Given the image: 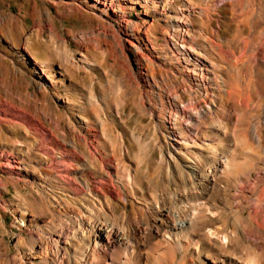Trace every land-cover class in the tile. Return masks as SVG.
<instances>
[{"label": "bare ground", "instance_id": "6f19581e", "mask_svg": "<svg viewBox=\"0 0 264 264\" xmlns=\"http://www.w3.org/2000/svg\"><path fill=\"white\" fill-rule=\"evenodd\" d=\"M177 1V9L170 11L159 7L161 2L170 6L167 0H93L96 9L101 4L100 17L108 21L100 28L112 34L114 27L121 32L118 18L123 9L141 10L137 22L126 21L120 43L101 33L109 36L115 53L136 65L133 77L141 81L143 92L137 93L135 103L140 113L156 117L151 141L166 173H181V167L190 180L187 176V180H112L115 172L96 170L94 165L95 148L107 151L111 142L104 139L88 145L83 139L67 140L64 135L74 131V125L67 121L61 131L59 124H53L62 145L91 160L94 180H47L72 198L50 201L39 188L32 203L21 205L13 219L16 229L40 223L35 237L21 239L17 234L10 248L0 235V264H264V120L256 116V122L248 124L250 112L264 113V0H254L257 7L243 18L251 31V39L243 38V45L240 39H221L217 17L211 18L206 5ZM207 1L220 5L216 0L198 3ZM66 5L70 10H88L86 1L79 7L74 0ZM152 13L156 18L147 20ZM238 20L226 18L225 26L237 29ZM193 22L199 24L196 32ZM98 33L91 30L81 37ZM220 42L244 60L225 57ZM140 51L144 54L138 60ZM60 60L79 69L78 61L67 56ZM128 81L129 90L135 91L136 81ZM124 91L119 98L127 94ZM151 99L154 108L149 105ZM244 100L245 106L239 109ZM243 125L247 132L237 133ZM18 127L27 138L29 129ZM236 153L242 156L241 162L236 161ZM42 155L34 149L41 162ZM104 166L115 168L105 161ZM40 169L54 178L48 167ZM10 171L12 177L17 174ZM252 175L258 179L252 180ZM32 181L1 180L0 195L9 184L33 189Z\"/></svg>", "mask_w": 264, "mask_h": 264}, {"label": "rangeland", "instance_id": "374dc122", "mask_svg": "<svg viewBox=\"0 0 264 264\" xmlns=\"http://www.w3.org/2000/svg\"><path fill=\"white\" fill-rule=\"evenodd\" d=\"M74 1L78 7L82 1H86L88 10L83 7L70 10L66 5L68 0H0V156H4L0 157V181L35 182L33 189L20 184L16 188L9 184L7 191L0 195V235L4 236L3 242L10 248L16 242L17 234H20L21 239L36 235V227L40 223L17 226L16 229L13 219L17 217L16 210L23 208L21 205L32 203L30 199L37 197L39 188L42 187L41 193L50 201L71 197L60 186L47 180H94L90 171L94 165H97L96 170L115 172L112 180H190L184 174L187 170L181 167L183 173L181 170V173L174 171L172 176L166 173L160 153L151 141L156 117L148 118L140 113L135 103L138 94L143 92L141 81L133 77L132 71L136 65L133 62L129 64L125 56L121 57L112 50L110 38L120 43L121 32L127 30L126 21L137 22L141 10L123 9L122 16L118 18L121 32H116V27L111 23L114 27L112 34L110 30L100 28L102 23L108 24L104 17H100L101 4L98 5L101 9H96L93 0ZM198 1L189 0L193 5H206L210 9L211 18L217 19L220 25L222 40L240 39L241 42H238L243 45L251 39L250 25L243 18H248L257 7L254 0H227L226 3H222L225 0H216L215 3L220 4L216 7L210 5L209 1L203 4ZM167 2L171 5L163 6L161 2L159 7L174 11L179 5L177 0ZM150 18L156 17L152 13L146 19ZM226 18H238L237 29L227 28ZM196 25L199 26L193 22V32L197 30ZM239 28L241 31H237ZM91 30L100 33L91 38L81 37ZM101 31H105L110 38L104 37ZM181 34L180 29L178 35ZM218 44L225 57L244 60L239 57V53L234 54L231 49L223 48L221 42ZM143 54L137 52L136 58L139 60ZM64 56L78 61L79 69L63 64L60 58ZM140 64L138 62V69ZM223 66L221 68L224 69ZM128 80L136 81V92L129 90ZM41 83L43 88L39 87ZM110 85H117V88L113 90ZM124 89L127 94L120 100L118 96L125 92ZM185 97L184 103L187 101ZM245 100L240 101L239 109L245 106ZM152 101H149V105L154 108ZM249 115L252 117L248 121L250 125L256 122V116H262L261 120H264V113L253 111ZM67 121L75 128L64 135L65 139L76 142L83 139L88 145L105 139L111 142V149L105 151L96 147L94 158L99 161L96 159L94 165L91 160H83L77 151L62 145L53 132V124H59L62 131ZM21 124L29 129L27 138H24L18 127ZM243 126L238 127L240 130L235 129L236 132H247V125ZM225 128L231 130L229 125ZM34 149H40L42 162L34 156ZM235 159L237 162L243 160L239 153H236ZM104 161L115 168L107 169ZM9 163L21 169L17 171V168H10ZM43 167H48L54 178L43 173L40 169ZM9 168L17 174L10 176ZM254 177L258 179L255 175L251 179L256 180ZM15 252L16 249H13Z\"/></svg>", "mask_w": 264, "mask_h": 264}]
</instances>
